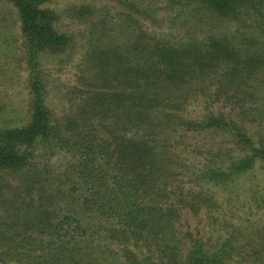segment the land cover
I'll return each instance as SVG.
<instances>
[{"label":"trees","instance_id":"16d2710c","mask_svg":"<svg viewBox=\"0 0 264 264\" xmlns=\"http://www.w3.org/2000/svg\"><path fill=\"white\" fill-rule=\"evenodd\" d=\"M4 1L16 9L28 69V112L20 125L0 123V264H112L109 251L93 239L100 229L121 240L153 243L160 264H223L224 249L210 251L194 238L184 244V235H174L178 208L196 211L208 203L207 196L197 192L185 200L169 189L178 164L168 140L175 142L180 130H234L241 144H248L224 169L202 170L206 182L232 181L264 161V142L256 143L220 110L207 107L197 119L176 112L203 82L224 77L232 82L244 72L226 64L216 35L170 41L139 27L117 43L108 35L100 38L82 58L73 111L58 119L46 103L42 57L63 53L70 38L56 28L47 0ZM116 1L130 9L125 21L135 22L134 2ZM168 2L183 11L191 8V19L208 25L209 32L227 22L236 30L255 28L264 40V0ZM72 9L95 26L91 5ZM48 148L69 156L64 167L53 168L50 159L41 158L37 151ZM40 165L51 170L39 177ZM50 171L56 174L49 176ZM175 243L186 250L173 252ZM135 258L126 256L130 264H149V257Z\"/></svg>","mask_w":264,"mask_h":264},{"label":"rangeland","instance_id":"374dc122","mask_svg":"<svg viewBox=\"0 0 264 264\" xmlns=\"http://www.w3.org/2000/svg\"><path fill=\"white\" fill-rule=\"evenodd\" d=\"M127 1L134 2L139 9V12L132 13L136 19L133 23L125 21V13H130L128 6L124 7L116 0H47L46 5L55 13L56 28L70 38L63 53L42 57L46 74L45 98L53 117L60 119L73 111L77 102L74 87L82 68V58L100 43V38L104 40L108 35L117 43L125 39L131 28L139 27L170 41L182 38L183 41H198L208 35H216V41L225 47L223 57L228 56L226 64L243 68L244 72L237 73L232 82L225 77L220 81L212 79L203 82L200 88L188 94L186 103L176 112L180 117L197 119L206 113L207 107L218 109L227 121L233 120L241 125L239 128H244L256 143L264 142L262 35L255 28L241 30L237 27L236 30L233 24L227 22L216 28L217 34L209 32L208 25L196 24L191 19L188 13L191 8L183 11L180 5L168 0ZM77 5H91L94 13L90 18L95 26L90 27L77 17L72 9ZM102 26L106 31L103 36ZM229 52L230 55H227ZM27 72L16 9L9 2L0 0V123L3 125H20L26 121ZM235 90L238 92L235 93ZM179 132L175 135V142L171 138L168 140L178 164L175 166L174 185H170L169 189L180 193L185 200H190V195L194 193H204L208 203L196 211L189 206L178 208L180 218L174 222V235H184L185 238H181L184 244L194 238L202 241L210 251L224 249L227 254L223 264H264V161H256L232 181L206 182V178H201L204 175L202 170L224 169L244 155L242 147L248 144H241V138L234 130L231 133ZM48 149L42 150L45 153L41 150L37 152L42 159H50L47 164L51 167H64L69 156ZM46 168L51 170L40 165L38 171L42 174L35 172L36 175H44ZM50 172L49 176L56 174ZM104 228L107 225H103ZM93 239L100 250L103 247L109 251L106 252L107 259L112 264H130L126 256L130 260L149 257L147 263L160 264L153 243L145 246L132 239L121 240L102 229ZM174 247L176 250L173 252L180 251L182 254L186 250L181 243H175Z\"/></svg>","mask_w":264,"mask_h":264}]
</instances>
